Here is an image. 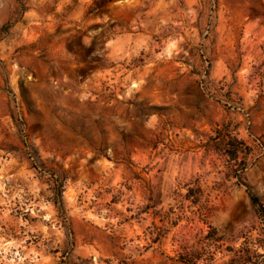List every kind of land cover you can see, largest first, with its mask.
Masks as SVG:
<instances>
[{
	"label": "rangeland",
	"instance_id": "obj_1",
	"mask_svg": "<svg viewBox=\"0 0 264 264\" xmlns=\"http://www.w3.org/2000/svg\"><path fill=\"white\" fill-rule=\"evenodd\" d=\"M0 264H264V0H0Z\"/></svg>",
	"mask_w": 264,
	"mask_h": 264
}]
</instances>
